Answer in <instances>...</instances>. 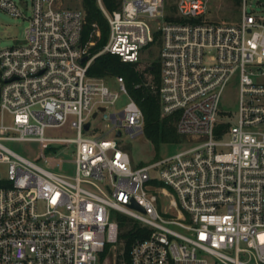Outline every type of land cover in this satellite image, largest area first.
Returning a JSON list of instances; mask_svg holds the SVG:
<instances>
[{"label":"built area","instance_id":"1","mask_svg":"<svg viewBox=\"0 0 264 264\" xmlns=\"http://www.w3.org/2000/svg\"><path fill=\"white\" fill-rule=\"evenodd\" d=\"M77 1L30 0L23 43L0 50V264H264V15L247 10L249 0L232 23L210 19L208 0H117L111 9L96 0L108 32L90 54ZM0 10L22 16L15 0ZM155 44L161 115L176 114L177 134L194 145L133 166L117 138L143 133L142 111L121 76L107 83L87 70L103 53L137 63ZM231 82L234 122L218 108ZM119 93L128 101L108 112ZM98 114L113 138L94 135ZM66 125L75 137L45 136ZM24 141L49 154L70 145L73 173L10 146ZM119 214L147 229L127 258Z\"/></svg>","mask_w":264,"mask_h":264},{"label":"rangeland","instance_id":"2","mask_svg":"<svg viewBox=\"0 0 264 264\" xmlns=\"http://www.w3.org/2000/svg\"><path fill=\"white\" fill-rule=\"evenodd\" d=\"M15 1L18 5V9L22 12V16H12L0 10V50L23 43L24 41V30L29 24L27 17L30 16L31 13V2L30 0ZM165 1L168 5L175 4L176 0ZM208 1L210 4L208 17L210 19L227 23L237 22L240 19V0ZM64 4L70 8H78L80 6L77 0H64ZM247 10L253 11L255 14L264 15V2L261 0H249ZM158 56L159 46L157 44L150 45L141 50V60L144 61V63L152 62L153 60L158 61ZM112 80L113 78H108L105 82L112 83ZM127 101L128 98L124 94L119 93L116 102L113 105H108V112L121 110ZM218 108L220 111L219 116L222 119H225V116L231 113V122H234L238 110V90L236 83L231 82L224 88L219 99ZM90 121L91 130L94 132L95 136L102 134L105 138H113V133H108L110 121L104 118L102 114H98ZM84 135L93 134L88 132L84 133ZM45 136L49 138H72L75 137V131L70 129L67 125L59 128H48L45 130ZM117 141L120 147L128 153L133 166H140L155 161L156 159L173 155L194 145L193 142L189 141L185 136H180L178 142L161 144L158 149H155L143 133L131 137L125 132L117 138ZM10 146L20 154L29 156L40 162L42 161L40 154L44 153L45 158H50L55 161L60 172L72 174L74 171L73 159L71 156L72 147L70 145L56 144L54 146L57 147V150L52 154L44 151L42 143L33 141L12 143ZM161 200L163 199L161 198ZM163 202L166 203L165 200H163Z\"/></svg>","mask_w":264,"mask_h":264},{"label":"trees","instance_id":"3","mask_svg":"<svg viewBox=\"0 0 264 264\" xmlns=\"http://www.w3.org/2000/svg\"><path fill=\"white\" fill-rule=\"evenodd\" d=\"M108 8H112L117 0H104ZM85 10V23L82 30V43L94 41L89 47L90 54H94L101 49L107 40V22L103 17L96 0H82ZM93 24L100 29V36L93 33ZM159 63L139 61L137 63L122 62L120 57L110 53H103L96 56L87 74L91 77L102 78L104 80L121 76L124 79L130 97L137 103L143 114V134L146 139L158 149L161 144L176 143L179 134L176 132L175 122L177 115L162 116L160 112L158 85H159ZM227 124H219L216 130L226 128ZM119 236L123 242L124 256L127 258L131 242L136 237H144L146 228L140 226L133 220L122 214L118 215Z\"/></svg>","mask_w":264,"mask_h":264},{"label":"water","instance_id":"4","mask_svg":"<svg viewBox=\"0 0 264 264\" xmlns=\"http://www.w3.org/2000/svg\"><path fill=\"white\" fill-rule=\"evenodd\" d=\"M262 1H264V0H262ZM86 59H87L86 57H83L80 61L82 62V61H84V60H86ZM100 110L103 111L104 108L101 107ZM95 115H96V114H93V116H95ZM88 126H89V123H86V124L84 125V128L87 129ZM117 135L119 136V135H120V132H117ZM132 207H134V208H136V209H138V210H140V211H142V212L144 211L143 208H142L141 206H139V205H138L137 203H135V202H132ZM105 264H107V263H105Z\"/></svg>","mask_w":264,"mask_h":264}]
</instances>
